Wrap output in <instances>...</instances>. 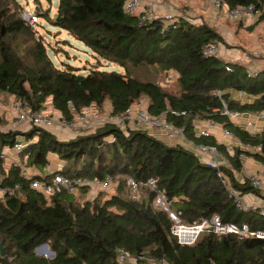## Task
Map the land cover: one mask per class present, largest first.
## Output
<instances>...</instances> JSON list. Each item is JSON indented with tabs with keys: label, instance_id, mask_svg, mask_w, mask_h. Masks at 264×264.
I'll return each mask as SVG.
<instances>
[{
	"label": "trees",
	"instance_id": "trees-1",
	"mask_svg": "<svg viewBox=\"0 0 264 264\" xmlns=\"http://www.w3.org/2000/svg\"><path fill=\"white\" fill-rule=\"evenodd\" d=\"M126 1L58 0L56 17H49L48 12L41 16L82 42L98 60L123 70L94 66L79 73L72 65L58 67L53 63L35 24L21 18L17 0H0V95L24 99L38 111L44 110L48 100L67 120H72L70 105L80 111L109 102L113 114H122L146 96L151 114H162L197 143L217 145L231 165L221 166V170L235 189L242 195L252 193L264 199V191L252 186L249 177L242 181L234 177V172L240 173L242 168L239 147L230 154L214 136L194 133L195 121L221 124L251 148L242 152L264 166V129L250 132L223 114L225 109L264 112V66L248 67V63L224 60L219 53L204 55L202 49L209 44L216 43L220 48L227 44L222 33L206 21L179 15L167 22L154 9L155 18L140 22L139 14L125 11ZM208 1L218 14L215 19L224 16L231 23L241 21L229 18L224 9L252 5L261 11L254 26L264 20V0H221L219 6L214 0ZM144 65L159 73L155 81L132 75L131 69ZM250 68L254 74L247 72ZM168 71L176 76L162 87L160 81ZM237 92H243L246 101L236 99ZM16 143H22V148L7 169L5 158H0V190L11 191L0 197V264H146V260L264 264L262 238L238 240L234 234L205 232L194 244L180 245L170 232L167 213L153 206L151 191L141 188L139 197L131 198L128 177L139 182L155 177L159 188L176 199L173 207L181 211L187 223L217 214L222 222L239 226L247 223L251 229L264 230V215L257 209L240 210L217 170L180 145H168L146 130L125 131L108 123L66 141L37 126L26 131L0 129V151ZM49 153L74 163L72 170L55 173L89 181L110 178L117 183L114 193L103 199L99 194L83 203H77L66 191L45 198L30 186L33 180H43L41 175L24 178L17 160L26 156L27 164L40 170L49 164ZM42 244L48 245L53 257L35 253ZM118 249L126 251L130 260H119Z\"/></svg>",
	"mask_w": 264,
	"mask_h": 264
},
{
	"label": "built area",
	"instance_id": "built-area-1",
	"mask_svg": "<svg viewBox=\"0 0 264 264\" xmlns=\"http://www.w3.org/2000/svg\"><path fill=\"white\" fill-rule=\"evenodd\" d=\"M221 0H214L216 6H219ZM154 0H149L148 3L143 4L142 0H127L124 9L129 14H139V21L144 22L151 18H155L154 14ZM227 12L229 18L237 19L243 17L255 16L261 13L260 10L256 9L255 6H242L233 9H224ZM21 17L24 21L29 24H34L37 21V16L28 12H23ZM245 17V18H246ZM256 17V16H255ZM219 45L216 43L209 44L202 49L204 55H217L219 53ZM254 54H256L254 52ZM249 74H254L255 70L250 68L247 69ZM174 75V77H173ZM175 74L168 71L166 77L160 81V86H168L175 78ZM219 94V91L217 92ZM236 97L243 100L245 94L243 92H237ZM15 107H12L15 121L28 129L32 126L42 127L46 129L43 124L51 123L49 113L46 114L44 110L38 111L33 110L24 99H17L13 102ZM91 105L77 111L73 105H70V112L72 114V120H67L59 113L58 119L62 122L63 126H76L82 125V127L88 128V130H94L96 127L104 125L106 123L113 124L116 127L125 130L129 129L146 130L151 133L155 138L165 141L168 145H180L185 149L194 153L199 161L217 170V175L220 177L222 184L225 185L229 196L234 199L237 207L243 211H254L258 210L261 215H264V204L260 207L246 203L243 199L242 194L239 190L235 189L229 180V177L221 170V166L231 167L229 162L225 159L222 152L218 149L217 145L197 143L184 134L183 128L174 125L173 123L166 121L162 114L153 115L149 112V98L141 96L136 102H134L124 113L113 114L111 109L108 111H101L99 108H94ZM232 122L241 125L250 132H255L256 121H264V112L257 113H240L225 109L223 111ZM66 127V128H68ZM26 129V130H28ZM85 131V130H82ZM194 133L196 136H214L219 143H224L226 150L228 149L232 153L234 147H237V143L240 141L238 138L228 129L224 128L221 124L213 121H195L194 122ZM164 138V139H163ZM223 140H226L224 142ZM175 143H172L174 142ZM22 148V143H16L12 149H15L17 153ZM242 151L246 150L243 147H239ZM239 152V158L246 156L244 152ZM231 153V154H232ZM7 152L2 149L0 151V158H6ZM27 157H23V160H17V165L20 168V174L26 179H30L33 175H41L43 180H33L30 186L44 195L45 198L50 199L56 193L66 191L73 193L79 187L85 185L101 186L106 188L112 181L107 178L105 182L99 180H87L82 178H71L68 175L62 173H52L51 170L45 174H41L35 167H30L27 164ZM251 180L252 186L259 188L261 181L259 174H247ZM126 183L129 188V194L131 198L137 199L139 197L140 189L146 188L154 194L153 206L166 212L171 220L170 232L176 238V241L180 245H192L200 237L202 233L210 232L215 235L234 234L237 235L238 240L251 239V238H262L264 239V230L251 229L247 223H242L240 226L233 223L222 222L219 215L212 214L208 218H203L192 223H187L181 218V211L173 207L175 198H169L166 193L159 188L158 180L155 177H150L144 182H139L131 177L126 179ZM98 186V187H99ZM10 193L7 189L0 190V197L5 192ZM41 246L36 247L35 250H40ZM119 260L128 261L130 260L127 256V252L118 249Z\"/></svg>",
	"mask_w": 264,
	"mask_h": 264
},
{
	"label": "rangeland",
	"instance_id": "rangeland-1",
	"mask_svg": "<svg viewBox=\"0 0 264 264\" xmlns=\"http://www.w3.org/2000/svg\"><path fill=\"white\" fill-rule=\"evenodd\" d=\"M19 5L21 6V14L25 11L31 14H35L38 16L37 22L35 23L34 28L37 29V33L42 35L44 42L47 44V51L49 57L53 63L58 66L62 67L63 65H72L78 68L79 73H86L89 69H92L94 66L97 68L105 69V70H119L123 71L117 65L106 62L104 60H98L93 52L89 50L84 44L71 35L67 34L63 30H59L56 27L51 26L43 17L44 12H48V16L53 17L56 15V7L58 4V0H51L48 3L46 0H17ZM166 1L169 0H160L158 1V5H163ZM196 4H200L201 6L205 5L206 10L205 13H201L203 16H200L198 21L203 22L206 21L209 23L210 26L214 27L217 31L222 33L223 37L226 39L227 44L224 47L221 46L219 49V56L224 60L230 61H244L245 64H251V66H257V69H260L264 66V54H260L261 50H264V20L259 21L255 26L254 23L257 22L258 15L250 16V17H243L241 21L236 22H229L226 20L224 16L217 18V13H211L214 11L211 8V1L208 0H197ZM209 10V14L207 13ZM157 13V16L164 14V19L169 22H172V18L174 15H171L170 12L164 13ZM155 13V14H156ZM194 15L198 14V11L195 10ZM197 13V14H196ZM197 19V17H195ZM246 19H250L246 21ZM248 29V27H253ZM263 48V49H262ZM254 52L256 54H254ZM251 53L255 56H260V58H255L251 55ZM64 63V64H63ZM101 64L100 66H98ZM132 75L140 80H152L155 81L158 77L159 73L153 68H150L146 65L140 66L138 68H134L130 70ZM174 77V75H173ZM176 89V87H174ZM173 89V90H174ZM172 90V91H173ZM176 91V90H175ZM7 95H0V112H1V119H0V129H6L9 127V130H17L20 129L22 131H26L28 129L26 126L20 125L15 121V117L13 115L12 107H15L13 104V100ZM44 111L46 114L49 113L51 118V123L43 124L46 126L45 128L49 131H52L56 134V137L59 140L64 139V135L60 133L61 130L65 129L68 126L60 125L62 122L58 119L59 113L54 111L53 107L50 105L48 100L44 104ZM96 108L97 106H93ZM99 108V107H97ZM110 108L109 102H104L103 105L99 108L101 111H108ZM256 129H263L264 128V121H256ZM70 131H82L88 130L86 127H82V125L76 126L73 128L71 126L68 127ZM78 134H76L77 136ZM80 135V134H79ZM69 138V137H68ZM64 139V141L69 139ZM71 139V138H70ZM243 144L237 147H245ZM250 150L251 148L248 147ZM7 150V158L3 161L4 167L7 169L8 166L11 164L10 156L15 153V149H6ZM14 156V155H13ZM15 157V156H14ZM13 158V157H12ZM49 162L51 166L49 169L52 173L60 171L61 169H71L73 168L72 161H66L60 159L55 153H49L48 155ZM13 161V160H12ZM82 160L79 159V163L77 166H81ZM43 170V169H40ZM116 182L112 180V182L106 187L102 188L101 186H94V185H85L79 187L75 190L72 195L74 196V200L77 203H83L85 201H90L95 198L97 195L101 194V198H107L112 193H114V189L116 187ZM87 188V191H82V188ZM244 199V196H243ZM44 244L41 245L40 250H35V253L39 256H44L47 258H51L50 254H48L47 250L44 249ZM48 250H50L48 248ZM146 264H167L165 261L161 262H154L152 260H146Z\"/></svg>",
	"mask_w": 264,
	"mask_h": 264
},
{
	"label": "crops",
	"instance_id": "crops-1",
	"mask_svg": "<svg viewBox=\"0 0 264 264\" xmlns=\"http://www.w3.org/2000/svg\"><path fill=\"white\" fill-rule=\"evenodd\" d=\"M148 1L149 0H142V3L143 4L148 3ZM158 1H160V0H154V3H155V7L154 8H155V11H157L158 13H164V12L169 13L170 12V14L174 15V16L186 15V17L188 16V17H190L191 20L196 21V22H200L198 20L200 19V16H203L201 13H203V12L205 13V10H206V7H207L205 5L201 6L200 4H196L197 0H169V1H166L162 6L158 5ZM195 10L196 11L201 10V13H199V14L196 13L197 15H194L195 14L194 13ZM207 13L208 14L210 13L209 10H207ZM211 13H214V12L212 11ZM163 16H164V14H163ZM195 17H197V19ZM248 20H250V19H246V21H248ZM242 63L245 64L244 61H242ZM250 66H251V64H249L248 67H250ZM3 95H7V97L9 96L10 97V101H11V99L13 101L15 100L14 95H8V94L5 93V94H2L1 97ZM234 96H235L236 99H238L236 97V93H234ZM242 101H246V98H244ZM109 106H110V103H109ZM109 109H111V106H110ZM0 118H1V112H0ZM256 126H258V125L256 124ZM129 128L130 127H127L126 130H128ZM263 129H256L255 128L254 131L255 132H260ZM2 130H9V127L6 128V129H2ZM93 131L94 130H85V131L76 130V131L73 132V131H70L68 128H65V129L61 130L60 133H62L65 136L64 139H67L68 137H69L68 139H70V138H73L74 136H76V134L83 135V134L92 133ZM50 132H52V131H50ZM147 132L151 135V133L149 131H147ZM53 134H55V133H53ZM223 141L226 142V140H223ZM172 143H175V141L172 142ZM240 145H241L240 142L237 143V146H240ZM243 148L246 149V150H249L247 146H245ZM2 149H4V151L7 152L6 149H10V148L3 147ZM227 152L230 153V154L232 153L228 149H227ZM17 154L18 153L15 152V153H13V155L15 157L13 155L10 156L11 161L12 160L14 161V159L18 158ZM8 159H9V157H8ZM241 161H242L241 172L240 173L239 172H234V177L236 179H238L239 181H242L243 177L247 176V174H259V178H260V181H261V186L259 188H260V190L264 191V166L261 163L257 162L256 160H254L252 157L247 156V155L242 157ZM48 166L49 167L51 166L50 162L43 170H39L38 169V171H40L41 174H45V173L50 171ZM243 196H244V200L248 204L255 205L256 207H260V206H262L264 204V199L262 197H259V196L255 195V194L247 193V194L242 195V197Z\"/></svg>",
	"mask_w": 264,
	"mask_h": 264
},
{
	"label": "water",
	"instance_id": "water-1",
	"mask_svg": "<svg viewBox=\"0 0 264 264\" xmlns=\"http://www.w3.org/2000/svg\"><path fill=\"white\" fill-rule=\"evenodd\" d=\"M54 17H56V15H54ZM43 247H44V249L47 250L48 254H50V256L53 257V252L50 251V250H48V245L47 244H44ZM0 252H1V254H3V249L2 248H0Z\"/></svg>",
	"mask_w": 264,
	"mask_h": 264
},
{
	"label": "clouds",
	"instance_id": "clouds-1",
	"mask_svg": "<svg viewBox=\"0 0 264 264\" xmlns=\"http://www.w3.org/2000/svg\"><path fill=\"white\" fill-rule=\"evenodd\" d=\"M36 16H37V15H36ZM21 18H22V17H21ZM37 19H38V17H37ZM36 22H37V21H36ZM36 22H35V23H36ZM35 23H34V24H35ZM30 25H31V24H30ZM32 25H33V24H32Z\"/></svg>",
	"mask_w": 264,
	"mask_h": 264
}]
</instances>
